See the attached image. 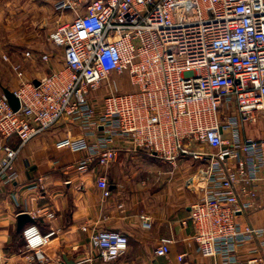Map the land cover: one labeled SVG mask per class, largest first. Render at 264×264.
Returning a JSON list of instances; mask_svg holds the SVG:
<instances>
[{"label":"built area","instance_id":"2783aa9c","mask_svg":"<svg viewBox=\"0 0 264 264\" xmlns=\"http://www.w3.org/2000/svg\"><path fill=\"white\" fill-rule=\"evenodd\" d=\"M49 2L73 16L51 34L64 63L38 85L25 79L20 64L12 66L20 108L0 95V184L17 182L26 145L63 120L88 137L102 132L77 164L80 173L94 159L115 162L116 139L170 163L192 155L201 163L187 182L200 194L189 218L197 254L211 264H264V0ZM23 57L49 62L52 56L28 51ZM101 89L99 113L93 94ZM249 125L262 126L260 139L248 134ZM97 185L108 199L107 180ZM258 212L263 225L240 221ZM143 225L151 228L148 217ZM53 235L36 225L23 230L26 248L39 260ZM172 244L162 239L155 255H169ZM91 246L114 262L129 238L102 230Z\"/></svg>","mask_w":264,"mask_h":264},{"label":"crops","instance_id":"0c3cea01","mask_svg":"<svg viewBox=\"0 0 264 264\" xmlns=\"http://www.w3.org/2000/svg\"><path fill=\"white\" fill-rule=\"evenodd\" d=\"M93 100L101 113L102 89ZM261 128L249 125L248 134L260 139ZM99 137L102 132L88 137L82 128L63 120L26 145L16 162L17 182L0 184V264H211L213 259L196 252L189 219L200 194L187 182L198 174L201 163L192 155L170 163L116 139L111 146L117 152L115 162L103 165L94 159L89 172L80 173L77 164L88 157V146ZM103 177L111 191L108 199L97 185ZM23 214L32 219L23 230L36 225L43 234L54 232L42 249L44 260L26 248L23 230L18 229ZM143 216L150 219L151 228L144 227ZM240 221L263 225L261 212ZM102 230L129 238L127 251L114 262L103 261L91 246L92 235ZM162 239L173 240L171 251L156 256Z\"/></svg>","mask_w":264,"mask_h":264},{"label":"rangeland","instance_id":"374dc122","mask_svg":"<svg viewBox=\"0 0 264 264\" xmlns=\"http://www.w3.org/2000/svg\"><path fill=\"white\" fill-rule=\"evenodd\" d=\"M50 5L49 0H0V87L6 85L11 91L19 86L12 67L15 64L22 66L28 81L62 67L63 56L52 45L51 34L71 16L57 13ZM28 51L52 57L49 62L25 59Z\"/></svg>","mask_w":264,"mask_h":264},{"label":"water","instance_id":"95a60500","mask_svg":"<svg viewBox=\"0 0 264 264\" xmlns=\"http://www.w3.org/2000/svg\"><path fill=\"white\" fill-rule=\"evenodd\" d=\"M36 84L38 85L39 82L36 81ZM4 94L6 95L10 105L12 106V108L15 110V111H18L19 108H20V102L18 100V98L14 95V93L10 90H4ZM32 222V219L26 215V214H23L19 217V223H18V229L21 231L23 230V228L28 224V223H31Z\"/></svg>","mask_w":264,"mask_h":264}]
</instances>
